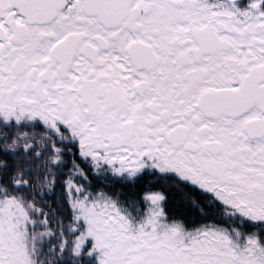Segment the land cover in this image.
<instances>
[{"label": "snow or ice", "instance_id": "6c2138e0", "mask_svg": "<svg viewBox=\"0 0 264 264\" xmlns=\"http://www.w3.org/2000/svg\"><path fill=\"white\" fill-rule=\"evenodd\" d=\"M0 264H264V0H0Z\"/></svg>", "mask_w": 264, "mask_h": 264}]
</instances>
